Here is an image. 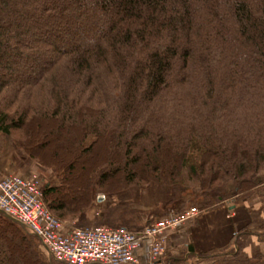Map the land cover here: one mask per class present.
I'll list each match as a JSON object with an SVG mask.
<instances>
[{
	"label": "trees",
	"instance_id": "obj_1",
	"mask_svg": "<svg viewBox=\"0 0 264 264\" xmlns=\"http://www.w3.org/2000/svg\"><path fill=\"white\" fill-rule=\"evenodd\" d=\"M0 135L60 179L42 187L63 222L99 209L141 232L167 215L139 221L160 184L167 206L245 203L264 187V0H0ZM0 264L66 263L0 212Z\"/></svg>",
	"mask_w": 264,
	"mask_h": 264
},
{
	"label": "built area",
	"instance_id": "obj_2",
	"mask_svg": "<svg viewBox=\"0 0 264 264\" xmlns=\"http://www.w3.org/2000/svg\"><path fill=\"white\" fill-rule=\"evenodd\" d=\"M0 210L66 264H162L169 233L201 212L196 206L171 212L141 232L120 226L67 227L47 208L37 173L0 177Z\"/></svg>",
	"mask_w": 264,
	"mask_h": 264
},
{
	"label": "crops",
	"instance_id": "obj_3",
	"mask_svg": "<svg viewBox=\"0 0 264 264\" xmlns=\"http://www.w3.org/2000/svg\"><path fill=\"white\" fill-rule=\"evenodd\" d=\"M25 162L22 151L14 150L0 135V177L30 175L37 169L34 165L27 168ZM170 198L171 190L165 184L143 192L136 206L141 210L139 221L145 222L157 208L168 215L192 204L187 198L167 206ZM238 241L242 244L240 250ZM166 249L162 264H264V187L243 204L230 200L201 211L169 233Z\"/></svg>",
	"mask_w": 264,
	"mask_h": 264
},
{
	"label": "rangeland",
	"instance_id": "obj_4",
	"mask_svg": "<svg viewBox=\"0 0 264 264\" xmlns=\"http://www.w3.org/2000/svg\"><path fill=\"white\" fill-rule=\"evenodd\" d=\"M1 136H3V135H1ZM3 137H6V141L7 142H10V147L12 146V148L14 149V150H20V151H22V154L26 157V160H27V162H25L27 165H26V167L28 168V167H30V166H32V165H34V166H36L37 167V169H35V170H32V171H30V175L32 174V173H37L38 175H39V177L41 178V181H42V185H46V184H48V183H51V184H53V185H59V183H60V179L55 175V173L52 171V169H50V168H47V167H44V166H42V165H40V164H38V163H36V162H34L32 159H30V157L24 152V150H22V149H17L16 148V146L14 145V141H13V139L11 138V137H7V136H3ZM65 145V144H64ZM22 163H24L23 162V160H22ZM27 176V175H26ZM189 197L190 198H192L191 199V205L190 206H196V207H198L199 209H200V207H199V204H200V202H202L203 201V199H204V197L202 196V194L200 193V191L197 189V188H191V190H190V194H189ZM189 206V207H190ZM188 208V207H187ZM187 208H185V209H187ZM185 209H183V210H185ZM98 211H99V209H97ZM95 211L94 209H91V211L90 212H88L87 214H88V218H90L91 220H92V225H89V226H84V227H91V226H99V225H96L95 224V222H97L98 221V217H97V214H96V212H98V211ZM179 211V210H178ZM182 211V210H181ZM170 212H177V211H170ZM63 222V221H62ZM67 227H82V226H78L77 224H76V222L75 221H73V222H63ZM101 226V225H100ZM111 227H113V226H111Z\"/></svg>",
	"mask_w": 264,
	"mask_h": 264
},
{
	"label": "water",
	"instance_id": "obj_5",
	"mask_svg": "<svg viewBox=\"0 0 264 264\" xmlns=\"http://www.w3.org/2000/svg\"><path fill=\"white\" fill-rule=\"evenodd\" d=\"M0 212H2L1 210H0ZM3 213V212H2ZM7 217H9L10 219H12V220H14V221H16V222H18V223H20L18 220H16L15 218H13V217H11V216H9V215H7V214H5ZM21 224V223H20Z\"/></svg>",
	"mask_w": 264,
	"mask_h": 264
}]
</instances>
